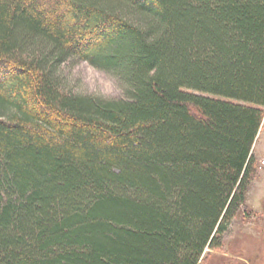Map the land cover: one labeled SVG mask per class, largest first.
I'll use <instances>...</instances> for the list:
<instances>
[{"label": "trees", "instance_id": "trees-1", "mask_svg": "<svg viewBox=\"0 0 264 264\" xmlns=\"http://www.w3.org/2000/svg\"><path fill=\"white\" fill-rule=\"evenodd\" d=\"M263 121L264 0H0V264H205Z\"/></svg>", "mask_w": 264, "mask_h": 264}, {"label": "rangeland", "instance_id": "rangeland-1", "mask_svg": "<svg viewBox=\"0 0 264 264\" xmlns=\"http://www.w3.org/2000/svg\"><path fill=\"white\" fill-rule=\"evenodd\" d=\"M59 72L66 89L75 94L105 99L126 96L119 78L88 62H66ZM253 153L258 173L249 189L246 204L225 234L222 249L207 251L210 257L205 264L218 260L221 264H264V121Z\"/></svg>", "mask_w": 264, "mask_h": 264}]
</instances>
